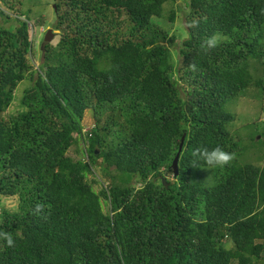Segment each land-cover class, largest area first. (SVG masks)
Instances as JSON below:
<instances>
[{
	"label": "trees",
	"instance_id": "obj_1",
	"mask_svg": "<svg viewBox=\"0 0 264 264\" xmlns=\"http://www.w3.org/2000/svg\"><path fill=\"white\" fill-rule=\"evenodd\" d=\"M25 1L0 0V264H264V119L245 157L225 108L264 99V0H54L38 68ZM202 147L234 158L193 164Z\"/></svg>",
	"mask_w": 264,
	"mask_h": 264
},
{
	"label": "rangeland",
	"instance_id": "obj_2",
	"mask_svg": "<svg viewBox=\"0 0 264 264\" xmlns=\"http://www.w3.org/2000/svg\"><path fill=\"white\" fill-rule=\"evenodd\" d=\"M31 0H26L25 4L29 3ZM37 1L38 4H30L25 5V9L30 7L31 13L29 16L31 17L30 20V30L32 32V36L35 41L34 44V52H31L29 54V57L31 58L32 63L36 68L39 67V65L42 63V52L40 48H42V43L46 44H57L60 39V30H56L53 28V23L56 20V16L54 13V0H34ZM180 1L183 2V0H177V3ZM170 5H167V8H170ZM3 9L9 11L11 14L14 15V13L7 9L5 6H3ZM178 14V13H177ZM24 18V17H23ZM1 19V18H0ZM4 23V22H1ZM12 23V22H10ZM9 24V23H7ZM6 24V25H7ZM161 26L168 30L170 34L177 33L182 38L185 36V33L183 31V19L182 14H178V19L174 23H169L167 20H161ZM51 29L53 32V38L49 42H45L44 38L47 33V31ZM31 85L30 80H25L22 82L18 90L16 91V99L13 103V106L11 109H16L18 105L19 99L22 97L23 92L26 88H28ZM247 90L244 92L243 95L231 99L229 102L225 104V108L234 114L235 120L232 123V132L235 134V129H239L240 132L239 141L242 145L243 153L245 152V157L249 155V150H251L252 147V137L257 133V128H261L262 121L264 119V113L261 112V108L264 105V99L261 98H255L254 95H256V89L250 90L249 92L253 95H250L246 93ZM94 117L92 113L86 112L84 115L83 123H84V131H89L93 127L94 124ZM76 135V134H75ZM258 134L256 137H259ZM86 144L83 141H79L78 145H74L71 151V155L74 157L82 156V151L85 148ZM251 154V153H250ZM253 156V154H251ZM251 159V157L249 156ZM253 158V157H252ZM262 165H264V159L261 162ZM169 178H173L171 174H167ZM88 179L90 181H94L93 187L96 192H99L101 187L104 185H107V182L103 179V173L101 172L100 166H97L92 174L88 176ZM18 206V196L14 197H2L1 203H0V211L3 207L5 209L15 210Z\"/></svg>",
	"mask_w": 264,
	"mask_h": 264
},
{
	"label": "clouds",
	"instance_id": "obj_3",
	"mask_svg": "<svg viewBox=\"0 0 264 264\" xmlns=\"http://www.w3.org/2000/svg\"><path fill=\"white\" fill-rule=\"evenodd\" d=\"M219 43V38L216 36L211 37L206 42L208 48H214ZM193 164H204L208 169L223 168L231 163L233 154L227 152L221 147L209 149L202 147L194 150L192 153ZM0 239H3L7 246H15V238L8 232H0Z\"/></svg>",
	"mask_w": 264,
	"mask_h": 264
},
{
	"label": "water",
	"instance_id": "obj_4",
	"mask_svg": "<svg viewBox=\"0 0 264 264\" xmlns=\"http://www.w3.org/2000/svg\"><path fill=\"white\" fill-rule=\"evenodd\" d=\"M54 7H55V5H54ZM53 32H52V30L51 29H49L48 31H47V33H46V35H45V38H44V41L45 42H49V41H51L52 40V38H53ZM183 141H184V138L182 139V142H181V144H180V146H179V150H178V152H177V154H176V157H175V159L173 160V164H172V167H173V170H174V173H175V175H177L178 174V162H179V158H180V155H181V152H182V148H183ZM163 182H164V184H166V186L168 187V184L166 183V180L164 179L163 180Z\"/></svg>",
	"mask_w": 264,
	"mask_h": 264
}]
</instances>
